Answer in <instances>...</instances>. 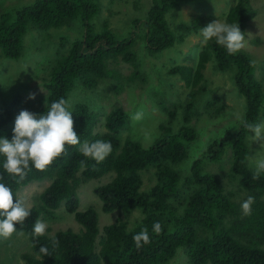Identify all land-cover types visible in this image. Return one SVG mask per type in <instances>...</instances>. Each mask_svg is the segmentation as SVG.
Segmentation results:
<instances>
[{"label": "trees", "instance_id": "trees-1", "mask_svg": "<svg viewBox=\"0 0 264 264\" xmlns=\"http://www.w3.org/2000/svg\"><path fill=\"white\" fill-rule=\"evenodd\" d=\"M193 1L196 0H150L144 14L126 21L127 27L121 36L115 35L106 23L97 29L93 19L102 13V0H34L20 8L0 12V56L6 59L21 56L23 36L29 25L39 29L79 26L65 52L58 53L50 73L48 69L43 83L46 93L40 100L44 105L30 112L46 114L54 101L65 99L80 144L65 145V153L44 171L37 170L30 162V170L23 180L5 172V157L0 155V183L12 190L14 200L18 199L21 187L50 180L38 195L37 204L27 208L31 214L24 224H16V229L24 232L30 243L31 251L22 254L23 264H166L179 248L185 250L188 264H264V174L252 179L255 168L249 163L247 142L253 133L244 127L264 120V59L256 62L243 49L228 55L215 38L201 43V28L210 22L200 14H190L171 27L167 15ZM109 12L114 11L109 9ZM257 12L251 0H233L222 23H238L245 36ZM189 35L201 37L188 48L183 59L197 61L191 65L169 66L164 61L161 65L168 75L178 74L190 90L174 98L159 92L158 88L155 93L150 92L155 94L153 101L164 117L157 126L162 132L148 146L120 137L121 130L130 122L122 106L111 107L105 114L101 112L105 130L95 132L101 121L99 110L87 102H71L69 96L76 85L93 92L106 80L119 91L117 85L121 84L122 75L110 66L118 58L136 69L131 80L139 79V83L145 84L147 71L140 72L141 63L133 50L137 40H142L146 49L157 55L183 43ZM61 46L65 48L64 40ZM210 61L219 72L232 74L237 92L245 99L243 114L234 125L222 128L183 174L180 165L200 135L194 123L201 117V103L207 108L220 99L201 84L202 71ZM155 76L159 75L155 73ZM110 78L116 82L107 81ZM3 103L0 137L11 140L10 124L22 105L20 92H12ZM222 108L219 104L208 114L219 113ZM97 140L112 145L111 153L99 164L79 150L84 143ZM210 163H217V171L210 170ZM225 163L229 167L223 174ZM144 170L155 177L148 189H142ZM105 176L110 179L101 182ZM92 179L93 184L100 179L93 193L101 201V210L104 213L120 211L123 215L101 230L92 206L77 210L78 189ZM249 196L254 197L252 211L250 215H243L241 203ZM61 206L73 213L81 229L77 232L67 228L52 235L34 236L33 227L40 215L51 220ZM136 211L138 218L130 222V216ZM156 222L161 225L159 234L153 231ZM142 230L148 232L150 243L137 249L133 237ZM53 238L58 240V245H53ZM42 246L47 247L49 255L40 252Z\"/></svg>", "mask_w": 264, "mask_h": 264}, {"label": "rangeland", "instance_id": "rangeland-1", "mask_svg": "<svg viewBox=\"0 0 264 264\" xmlns=\"http://www.w3.org/2000/svg\"><path fill=\"white\" fill-rule=\"evenodd\" d=\"M33 1L0 0V12L11 11ZM102 2L104 3L102 13H100L99 17L93 19L97 29L102 28L104 23H106L107 27L116 32L115 35L121 36L126 30V21L133 16L144 14L150 0H102ZM232 3L233 0H196L180 5L176 12L172 11L167 15V20L173 27L180 21L189 18L190 14L197 13L206 17L210 23L215 20L223 22V15L228 11ZM251 3L258 12L246 28L245 46L242 49L249 52L256 62H260L264 59V0H251ZM109 9L114 11L113 14H110ZM78 28L61 26L39 29L29 25L26 34L23 36V52L21 56L14 60L0 56V106L4 104L3 102L9 100L12 92L19 91L21 94L22 105L15 113L10 124L12 132L15 118L22 110L33 111L44 105V101L41 102L40 100L46 93L43 83L48 76V69L50 73L52 64L58 58V53L65 52L70 42L77 35ZM200 37L199 35H189L183 43L157 55L150 53L142 40H137L133 50L136 53V58L141 63L139 66L140 72L147 71L148 77L145 84L139 83V79L138 81L131 80L132 73L136 69L131 63L121 61L118 58L112 60L110 66L115 67L122 75L121 84L117 85L119 91H115L105 80L93 92L85 89L82 85H76L71 91L69 98L72 103L74 101L87 102L93 109H97V111L99 110L98 112L104 114L111 107L122 106L128 112L130 122L121 130L120 137L122 140L126 138L138 140L146 147L162 132L157 126L158 122L164 117L160 107L153 101L156 100L155 94L150 92L155 93L158 88V90L160 89L159 92H164L174 98L176 95L180 94L182 96V92L187 93L190 90L186 87L184 81L179 78L178 74L168 75L161 64L164 61L167 62L168 66L171 64H194L197 60L195 62H186L183 57L187 53L188 48L196 44ZM61 40L65 41V48L61 46ZM171 59L174 62H171ZM202 72L204 79L201 84L205 86L207 91H212V94L220 97V99L219 103L213 105V101L207 108L204 103H201L199 109L202 113L201 117L194 123L200 135H198V140L191 150L188 151L187 157L180 165V170L183 171V174L187 173L190 163L201 155L207 143L214 136L221 133L222 128L234 125L241 118L244 109V96L237 92L236 86L233 84L232 74L229 75V73L219 72L214 69L211 61L206 64ZM155 73L159 76L156 77ZM256 74L258 73L256 72ZM107 81L116 82V80L111 78L107 79ZM169 85H172V87ZM30 94L34 95V99L29 98ZM219 104L223 105L221 111L209 115L208 111H213L215 106ZM137 111H143V119L140 121L132 119V115ZM102 113L100 116L101 121L95 128V132L105 130L103 125H101L104 120ZM260 123H264V120ZM251 137L248 138L247 142L250 152L249 163L250 166L256 169V162L264 159V148L261 147V142H252ZM208 167L210 170L217 171V163H210ZM228 167L229 163H225L222 170L223 174ZM151 174L147 170L142 172V189H148L154 183L155 177ZM100 179L95 180L94 184L93 179L89 180L87 184L79 187V205L77 210L83 211L88 206H92L97 212L98 227L101 230L104 225L116 221L118 217H123V215L120 211L104 213L101 210V201L93 193L94 185ZM108 179L110 177L105 176L101 182ZM49 182L50 180L35 181L21 187L17 193L18 200H21L26 208L37 204L38 195ZM138 216L139 212L136 211L134 215L130 216V222H133ZM126 220L129 221V217ZM39 222L45 225L44 233L48 235H52L57 230L67 228L77 232L81 229V225L76 221L73 213H68L63 206L55 210V215L51 220L46 219L45 215H40ZM29 245L27 235L18 229L7 239L0 238V264H23L24 258L22 254L31 251ZM166 264H188L185 250L179 248L176 255Z\"/></svg>", "mask_w": 264, "mask_h": 264}, {"label": "clouds", "instance_id": "clouds-1", "mask_svg": "<svg viewBox=\"0 0 264 264\" xmlns=\"http://www.w3.org/2000/svg\"><path fill=\"white\" fill-rule=\"evenodd\" d=\"M203 40L206 44L215 38L216 43L226 48L228 55L237 54L245 45L244 32L238 23L227 24L217 20L201 28ZM254 63V62H252ZM34 99V95L30 97ZM132 119H143V111H137ZM244 127L253 133L251 140L261 142L264 148V123L245 124ZM80 144L79 137L74 131L72 113L67 110V102L61 98L54 101L46 114L37 115L28 110H22L15 118L13 136L11 140L0 137V155L5 157L3 169L6 173L19 177L20 180L30 170L31 165L37 170L44 171L55 159L65 153V145L75 146ZM81 154L102 163L112 151L110 142L97 140L91 144L84 143L79 149ZM264 174V159L256 162V169L252 179H259ZM254 197L249 196L241 203L243 215H250ZM30 211L21 200H14L12 190L4 183H0V238H9L17 230L16 224L23 225L30 216ZM156 234L161 232V225L156 222L153 225ZM45 232V225L39 221L34 224L33 235L41 236ZM137 249L150 243L146 230L133 237ZM58 240L53 238V245H58ZM40 252L49 255L47 247L42 246Z\"/></svg>", "mask_w": 264, "mask_h": 264}]
</instances>
